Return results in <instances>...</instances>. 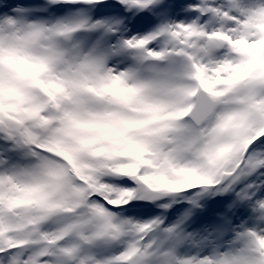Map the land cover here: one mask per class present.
Here are the masks:
<instances>
[{
	"label": "snow or ice",
	"instance_id": "1",
	"mask_svg": "<svg viewBox=\"0 0 264 264\" xmlns=\"http://www.w3.org/2000/svg\"><path fill=\"white\" fill-rule=\"evenodd\" d=\"M0 264H264V0H0Z\"/></svg>",
	"mask_w": 264,
	"mask_h": 264
}]
</instances>
